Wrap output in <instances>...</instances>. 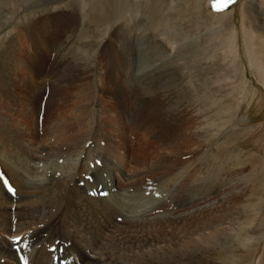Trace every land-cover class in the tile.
I'll list each match as a JSON object with an SVG mask.
<instances>
[{"label": "rangeland", "instance_id": "obj_1", "mask_svg": "<svg viewBox=\"0 0 264 264\" xmlns=\"http://www.w3.org/2000/svg\"><path fill=\"white\" fill-rule=\"evenodd\" d=\"M52 2L0 0V55L3 54L0 82L8 84L5 82L9 77L6 64L12 56L21 53L25 57L27 41L19 31L25 25L33 26L31 22L43 23L44 34L51 33L58 39L56 48L46 53L51 60L45 66V74H48L45 95L38 116L34 114L36 125L39 119L44 120L43 108L49 94L53 96L51 109L54 112L56 94L67 93V98L74 100L75 79L82 77L90 83L97 78L105 82L115 76L112 60L121 61L117 62L121 69L119 77L121 73L128 75L129 95L135 101L129 108L132 117L136 118L135 114L140 112L144 115L139 121L132 118L133 123L125 132L131 150L129 157L131 160L133 157V166H137L134 168L138 172H151L143 177V185L142 179L138 181V186L143 194L154 187L157 194L166 199L159 204L174 201L173 205H163L159 211L167 210L173 217L180 216L177 224L173 220L143 223L132 234H119L113 239L107 233V230L112 232L109 227L112 219L109 217L108 225L100 219L97 223L107 234L101 238L100 246L107 252V258L112 257L111 260H119L121 264L135 260L137 264H175L176 259L183 264H264V0H201V3L199 0H125L118 18L115 7L114 10L104 0ZM77 5L79 23H65V14L75 13ZM50 14L60 17L41 21ZM114 47L118 51L114 52ZM5 48H10V53ZM56 61L58 68H53ZM16 94L20 101L23 95L20 91ZM76 127L72 126L68 135L73 133L72 140L80 138L82 141L83 137L75 133ZM67 144L63 150L70 146ZM71 146L70 151H73ZM58 157L59 166L66 157ZM150 163L153 166L150 167ZM159 163L163 165L161 172ZM182 166L188 170L183 174L190 175L193 171L194 175L191 180L187 177L180 180L183 187L175 198L160 175L164 178L163 173H173ZM55 172L58 177L60 172ZM4 173L0 171V188L8 201L25 200L15 191L13 198V183ZM75 182L84 195L96 198L85 180L76 178ZM191 183L194 186L189 188ZM202 185L208 191L213 190L210 197L204 199L198 195V199L190 200V191L199 193ZM194 187L196 190H192ZM146 195L144 199L149 197ZM210 201L214 204L206 206L212 204ZM10 207H15L14 211L18 209L15 204ZM197 207L204 209L189 215L188 211ZM153 211L151 216L155 215ZM12 218L14 216L10 215V230L16 228L18 216L14 221ZM114 220L120 224L123 218L116 216ZM202 232L207 234L208 240ZM40 236L39 232L33 237L29 235L19 252L12 248L14 260H20L18 254H26L31 246V250L40 249L39 244H35ZM190 239L194 243L188 250L195 247L199 252L182 258L184 252L179 249ZM59 241L70 244L73 251L83 255L79 246H73L71 238ZM48 244L46 248L55 242ZM62 247L65 246L62 244ZM158 249L160 253L156 255ZM169 255L172 256L168 258Z\"/></svg>", "mask_w": 264, "mask_h": 264}, {"label": "bare ground", "instance_id": "obj_2", "mask_svg": "<svg viewBox=\"0 0 264 264\" xmlns=\"http://www.w3.org/2000/svg\"><path fill=\"white\" fill-rule=\"evenodd\" d=\"M46 1L49 2V0ZM50 1L53 3L52 1L54 0ZM104 1L111 8L114 9L115 7L116 18L120 14L119 10L123 11L122 8L126 4L125 0ZM199 2L201 3V0ZM79 8L77 5L75 13L65 14V23H76L79 21L77 19V16L80 17ZM52 17H60V15H46L41 21L48 22ZM31 23L33 26L30 24H28L29 26L25 25L19 31V34L27 41V46L24 50L29 57L25 54L24 57L20 55L21 53L13 55V59L6 64L9 77L5 82L9 85L0 82V164L7 171L8 180L12 181L16 195L21 196V199L25 198L21 202H9L0 188V264H19L14 260L15 251H12V247L22 241L25 235L30 234L33 237L37 232L41 236L38 241L34 242L37 246L39 244V247L43 245L44 251L43 249H32L31 253L26 254L28 261L26 264H48L47 257L50 260L51 254L46 251V244L49 245L48 243H50L53 245L57 240L64 241L68 238L72 239L73 246H79L83 250V255L73 251L70 247V249H67V252H65L66 250L64 251V264H121L119 260L113 261L111 260L112 257L107 258V252L103 251L104 247L101 248V244L103 243L102 237L107 234L105 233V228L103 229L104 232L97 221L101 219L108 225L109 217L112 220L116 216L123 218L120 224L115 222V220H111L110 222L109 227H112V232L107 230V233L113 239L119 234L121 236L122 234H132L134 229L142 227L143 223H159V220H173L177 224L180 218L179 215L173 217L172 213H170L171 211L166 212V210L164 213L159 211L164 207L163 205L171 206L174 204V201L171 202L169 200L167 203L159 204L166 199L159 196L154 187H149L148 192L143 194V189L141 190L138 186V181L142 179V184L144 182L143 177L151 172H138L139 170L135 169L137 166H133V157L131 160L128 154L131 150L129 139L125 136V132L129 131V127L133 123L132 111L129 108L131 107L130 105L135 104V101L129 95L130 86H127L126 80L128 75L121 73L122 76L119 77L118 72L121 70L118 65L119 61L112 60L115 76L108 78L105 82H103V79L100 81L94 78L88 83L87 79L82 80V77L80 79L78 77L73 81L77 86V90L74 92V100L71 101L73 98H67L69 95L67 93L56 94V97H54L57 108L53 112L51 109L53 107V98L49 94V98L45 97L48 102L45 103L43 108L44 120L39 119L36 125V122L33 121L34 114L37 113L38 116L42 109V97L45 95V93L43 94V90L48 75L45 74V66L48 60H51L46 53H51L56 48V41L58 39H54V35L51 33H48V36L44 34L43 23ZM12 43L15 42L12 41ZM114 49V52L118 51L117 47H114ZM30 50L32 54L29 55ZM53 64V68H58L59 63L57 61L53 62ZM107 86L109 87L107 88ZM18 91L23 95L20 101H18L17 96L19 93L16 94ZM141 99L143 100L142 97ZM23 102H26L27 105H24ZM69 107H72V110ZM83 108L86 109V112H84ZM140 113L135 114L136 118H133V120L139 121L144 116ZM148 117L147 115L146 119ZM39 121H42L41 125H39ZM39 126H42V128ZM72 126H77L75 133H79L83 137L82 141H80V138L72 140L74 138H71L73 133L68 135ZM124 142L127 145H123ZM67 143L70 146L72 145L71 147H74L73 151H70V146H66L68 148L65 147L66 150H63V147ZM160 148L163 149L164 146ZM58 156L66 157L63 159V164L58 163L61 164L59 166L57 165ZM63 160L61 159L60 161ZM158 161H161L160 158ZM153 163H150V167L153 166ZM158 167L159 172H161L163 165L159 163ZM184 170H186L185 167L182 169L178 168L173 173H163L164 178L160 175L162 183L175 194V198H177L178 193L181 192V187H183V183L181 184L180 180L183 177L191 180L194 175L193 171L189 172L190 175L183 174ZM55 171L60 172L58 173V177H56L57 172ZM85 177L90 178L92 181L85 180ZM76 178L85 180L88 189L93 190L96 198L84 195L85 193H83L82 189L76 185ZM38 185L42 186L36 189L35 187ZM203 185L201 190L199 189V193H192L189 190L191 193L189 195L190 200H194L198 195L204 199L210 197L213 190L208 191V188H205ZM129 186L133 188V191L130 190ZM193 186L194 183H191V186L187 187L192 188ZM97 187L106 190L107 195L99 197L98 195L101 190H97ZM192 190H196V187ZM146 194H149V197L144 199V196H147ZM169 195L164 194L165 197H169ZM132 198L133 201H131ZM130 201L131 204L126 206V203ZM151 203L153 204L152 206H150ZM211 203L206 206L213 205L214 201ZM14 204L18 209L11 212L12 207L10 205ZM201 209H204V207L191 209L188 213H190L189 215L195 214V211L197 212ZM153 210H156V212ZM152 211L155 212L153 216H151ZM12 213L14 216H18L15 232L12 229L10 230V215L12 216ZM120 231L122 233H119ZM208 235L210 238V234ZM17 237H20L18 243H16ZM206 239L208 240L207 234ZM193 243L194 241L190 239L187 245L181 246L179 251L184 252L181 254L182 258L199 252L198 249L195 250V247L188 250V247ZM204 243L206 244L207 242ZM214 244L216 245V243ZM217 244L219 245V243ZM34 247L36 246L34 245ZM25 250L28 249H24L23 251ZM126 253L128 252L126 251ZM159 253L160 250L158 249L156 255ZM122 254L124 255V253ZM68 255L72 257L69 258ZM171 256L167 257L170 258ZM127 260L130 259L128 258ZM155 260L160 259L156 258ZM163 262L166 261L164 260ZM137 263L138 261L135 260L131 264ZM122 264H126V262ZM165 264H169V262ZM175 264L183 263L176 259Z\"/></svg>", "mask_w": 264, "mask_h": 264}]
</instances>
